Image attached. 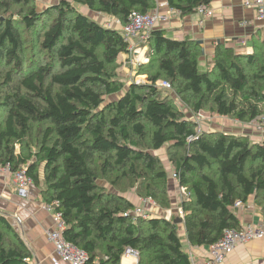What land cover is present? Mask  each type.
<instances>
[{"label": "trees", "instance_id": "trees-1", "mask_svg": "<svg viewBox=\"0 0 264 264\" xmlns=\"http://www.w3.org/2000/svg\"><path fill=\"white\" fill-rule=\"evenodd\" d=\"M34 1L0 0V77L10 89L0 96V111L7 113L0 123V164L26 167L45 202L59 201L64 234L88 252V264H122L127 248L139 252V264H191L180 224L127 214L134 202L99 183L121 169L112 184L121 187L120 179L130 176L140 181L143 199L169 209V172L155 152L164 147L187 191L181 208L192 246L212 245L225 230L242 229L232 209L238 199L254 196L264 212V141L222 130L199 133L198 122L175 99L197 112L211 104L219 115L243 122L264 115L259 42L251 53L220 44L214 65L204 69L196 40L172 39L156 28L146 44L149 61L139 67L147 81L125 86L118 74L119 56L128 52L121 27L82 8L124 25L133 11H152L158 0H52L41 9ZM166 1L189 15L212 0ZM159 79L172 88L159 87ZM30 257L0 212V264H32Z\"/></svg>", "mask_w": 264, "mask_h": 264}, {"label": "crops", "instance_id": "crops-1", "mask_svg": "<svg viewBox=\"0 0 264 264\" xmlns=\"http://www.w3.org/2000/svg\"><path fill=\"white\" fill-rule=\"evenodd\" d=\"M162 1L164 8H161L160 11L167 14L169 18L160 21L157 28L164 29L166 35L172 39L196 40L202 48L201 68L205 69L214 65L215 53L220 44L225 47L224 49L227 47L234 53H251L254 51V45L264 38V19H259L256 9L245 6L243 0H212L207 6L214 13L208 19H203L197 13V9L192 14L182 15L180 11L167 5V1ZM83 10L97 20H99L97 15L112 17L101 13L95 17L88 8L83 7ZM101 23L103 22L101 21ZM147 52L148 45H143L134 52L133 56L145 54L146 57ZM122 57L127 59V57H132V54L121 53L119 58ZM222 131L224 130L222 129ZM232 132L237 131L232 130ZM252 140L257 141V138L253 137ZM9 178L0 179V212L8 216L16 232L30 248L31 257L29 260L32 264H53L51 256L54 253L55 245L48 236V231L54 227L53 212L44 208L43 188L33 184L29 197L22 198L16 190L13 177L9 176ZM129 199L133 201L132 198ZM143 201L144 199L135 206L142 205ZM248 201L251 205L245 208L240 217L241 222L243 224H263L264 212L262 208L256 204L254 196H250ZM149 210L155 216L170 218L168 212L155 211L151 206ZM18 217L21 218L20 222ZM180 230H185L181 224ZM185 234L184 231V244L188 246L185 248L186 251L193 250L198 260L206 258L208 246H192ZM132 261L131 258L121 259L122 264ZM95 264H99L98 260L95 261ZM223 264H264V237L240 243L227 255Z\"/></svg>", "mask_w": 264, "mask_h": 264}, {"label": "built area", "instance_id": "built-area-1", "mask_svg": "<svg viewBox=\"0 0 264 264\" xmlns=\"http://www.w3.org/2000/svg\"><path fill=\"white\" fill-rule=\"evenodd\" d=\"M243 4L247 7L255 8L258 18L264 19V0H243ZM163 6L164 4H161V6L158 5L157 8L146 13L141 11H133L128 18V22L120 26L124 41L127 43L128 52L130 54H134V52L143 47V45H146L152 32L157 28L159 22L169 18L167 14L160 11L161 7ZM197 13L200 14L203 19H208L213 16L214 11L209 6L201 4L197 7ZM116 23L121 24V21L116 19ZM135 58L139 60V56ZM157 85L164 89L172 88L171 83L163 79H159L157 81ZM237 122L245 124L243 125L244 128L240 127L243 130L245 128L251 129L247 128L250 126L253 127V130H250V132H243V135H248L251 139L255 137L257 138V141H264V115H261L248 122H243L240 120ZM198 124L199 129L201 130V122H198ZM9 176L13 177L12 180L14 181L18 194L22 198H28L31 192V187L34 184V180L28 174L27 169L21 168L18 170H13V167L9 162L0 164V179H10ZM174 176L178 177L176 172L174 173ZM150 200L155 203V201L151 198H144V202L147 204H150ZM248 200L244 201L242 199H238L235 202L232 209L237 216L241 217L245 211V208L251 205ZM58 204V200L44 203V208L53 212L52 217L54 227L48 231L49 239L55 245L54 253L51 256V261L53 264H63L65 262L69 264H88V252L66 238L64 232L67 228V223L62 212L56 210ZM127 214H130L135 218L142 217L145 219L153 216L150 210L141 206H136L134 209L129 210ZM179 215L182 218L185 217L186 212L183 210V208H179ZM18 221H21L20 217H18ZM241 224V230L229 228L225 230L224 235L217 242L209 245L207 252L208 254L203 260H198L196 253L189 250L188 252L191 264H223L227 255L240 243L264 237V223L261 225H256L253 223L243 224L241 222ZM123 258H131V260H133L128 264H139V252L135 249L127 248L122 256V259Z\"/></svg>", "mask_w": 264, "mask_h": 264}, {"label": "rangeland", "instance_id": "rangeland-1", "mask_svg": "<svg viewBox=\"0 0 264 264\" xmlns=\"http://www.w3.org/2000/svg\"><path fill=\"white\" fill-rule=\"evenodd\" d=\"M50 1H52V0H35L34 3L38 8L41 9V8H44L45 6H47L50 3ZM162 2H163L162 0H158L157 4L159 6H161ZM161 8H164V7H161ZM91 13L95 17L98 14V12H91ZM97 17H98L99 21H102L106 25L108 24L111 26H118V25L121 26L123 24L122 22H121V24L116 23V19H114L112 17H108V16L106 17L104 15H102L100 17H99V15H97ZM261 41H259V43H258L259 47L264 48V45L261 43ZM133 55L134 54H132V57H127V59H124V57L118 59L119 78L125 84V86H129L132 83H138V82H144V81L146 82L147 81L146 75L139 74V67H140V65L147 63L149 61V59L145 57V54L142 56H139V60L137 58H135ZM1 72H3L2 67L0 68V73ZM0 78H1L0 79V96H1L2 94H5L10 89H7L6 87H2L3 85L1 82L3 79H2V77H0ZM117 97H118V95H115V96H113V99H117ZM175 99H176V104L178 106H180V108H182L186 112V114H188V116H190L191 118L195 119L198 122H201L202 129L200 130L199 126H197V128H196V131L199 133L202 130L212 131V130H217V129L218 130L223 129L224 131L226 130L227 132H232V130H233V131H237L236 133L243 134V132H250V130H253L252 126L247 127V128H251V129L245 128L243 130L242 128H244L243 125H245V124L244 123L241 124L240 122H237L238 119H234L232 117H225L222 115L220 116L218 113H216L215 111L210 109L211 104H208L204 110L197 112V111L193 110V107L191 105H189L188 103H185L183 100L178 99L177 97ZM6 115H7L6 111H4V110L0 111V123H3L5 121ZM240 127H242V128H240ZM38 129H39V126L37 125V127L34 128L35 131H34L33 140L36 139ZM17 148H19V150H20L19 146ZM33 150L37 151L36 145H33ZM155 152L158 155H160L162 162H163V166L169 172L168 191H169V196L171 198L172 206L169 209L163 208L161 205H159L156 202L154 203L151 200H150V204H147L143 201L142 205H140V206L145 207L148 210H149V207L151 206L154 208L155 211L168 212L167 214L170 216V218H172L173 221H176L178 218H180L178 216V212H179L178 208H180L182 206V203H183L182 201L184 199L188 198V195L186 193L187 191L185 190V187H183L184 189L180 187V181H179L178 177L174 176L175 168L169 162L167 148L164 147V148H161L160 150H157ZM101 160L98 157L96 158V160L94 162L96 167L98 166V164L100 163ZM122 172H123V170H121V169H113L109 175L111 177L110 180L115 179L117 176H122ZM43 176H44V174L42 172V179L44 178ZM129 177L130 176H128V177L123 176L120 179V181H123V183H124V185H122L121 187L115 186L114 184L111 183L110 180L105 181L102 179L99 181V183L102 187H104V188L107 187V189H109V190H120V189L123 190L124 194L127 197L133 199L134 204H140L141 200L143 199V195H144L143 192L141 193L140 191H138V186L140 185V181L135 182L132 180V178H129ZM171 211H173L172 214H169V212L171 213ZM157 214H159V213H157ZM152 215H155V214L152 213ZM178 224H181L185 228L184 219H183V222L178 223ZM184 231L180 230V235L182 236V238H184ZM186 245L184 246L185 248L188 247ZM190 251H193V250L190 249Z\"/></svg>", "mask_w": 264, "mask_h": 264}, {"label": "water", "instance_id": "water-1", "mask_svg": "<svg viewBox=\"0 0 264 264\" xmlns=\"http://www.w3.org/2000/svg\"><path fill=\"white\" fill-rule=\"evenodd\" d=\"M175 222L181 223V222H183V219L182 218H178Z\"/></svg>", "mask_w": 264, "mask_h": 264}, {"label": "bare ground", "instance_id": "bare-ground-1", "mask_svg": "<svg viewBox=\"0 0 264 264\" xmlns=\"http://www.w3.org/2000/svg\"><path fill=\"white\" fill-rule=\"evenodd\" d=\"M180 208H181V207H180ZM178 211H179V208H178ZM178 213H179V212H178ZM179 217L182 218L180 215H179ZM182 219H184V218H182Z\"/></svg>", "mask_w": 264, "mask_h": 264}]
</instances>
